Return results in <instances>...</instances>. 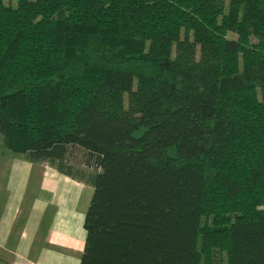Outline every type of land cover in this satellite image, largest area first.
<instances>
[{
    "label": "trees",
    "instance_id": "16d2710c",
    "mask_svg": "<svg viewBox=\"0 0 264 264\" xmlns=\"http://www.w3.org/2000/svg\"><path fill=\"white\" fill-rule=\"evenodd\" d=\"M0 135L92 186L79 264H264V0H0Z\"/></svg>",
    "mask_w": 264,
    "mask_h": 264
},
{
    "label": "crops",
    "instance_id": "0c3cea01",
    "mask_svg": "<svg viewBox=\"0 0 264 264\" xmlns=\"http://www.w3.org/2000/svg\"><path fill=\"white\" fill-rule=\"evenodd\" d=\"M35 172L40 173L37 176L40 178V190L50 191L54 195L60 172L56 168L54 174L46 173L41 168H37ZM62 178L76 185L73 178L66 175ZM14 198L15 194H9L5 200V223L1 224L0 221V248L5 253L0 258V264L7 256L10 257L9 264H79L85 239L83 217L87 207L84 212H77L74 209L75 199L61 195L59 200L51 202L52 208L49 205H29L22 217L23 197L19 196V202ZM25 201L24 198L26 204ZM11 222L21 224L20 234L14 240L7 235L10 231L6 227L10 228Z\"/></svg>",
    "mask_w": 264,
    "mask_h": 264
},
{
    "label": "rangeland",
    "instance_id": "374dc122",
    "mask_svg": "<svg viewBox=\"0 0 264 264\" xmlns=\"http://www.w3.org/2000/svg\"><path fill=\"white\" fill-rule=\"evenodd\" d=\"M225 3L228 0H224ZM5 5L15 6L16 0H4ZM228 36L235 38L236 35L233 33H228ZM124 102H126L127 97L124 96ZM85 154L83 151L77 147H72L70 153L67 157V162L73 165L75 168L80 170H85L88 172L90 168L85 164ZM28 167V169H27ZM41 168L45 170L46 173L54 174L55 168L50 165L48 161L43 162H34L30 161L26 154H15L7 150L2 136L0 135V221L1 224L5 223L4 219V208L5 200L8 198L9 194H15V199L21 195L23 200L22 208V217L25 215V208L30 207L29 205H34L35 207L41 205H49L50 208L53 207L52 203L54 200H59L58 197L64 195V197L74 198V209L76 211L84 212V209L87 207L91 193L92 186L86 181H76V185L70 183L65 178H62V174L59 173L58 184L55 186V192H43L40 190V184L37 176L40 173H36V169ZM79 182V183H77ZM21 193V194H20ZM24 198L25 202L24 203ZM14 203V201H13ZM15 204V203H14ZM28 204V205H27ZM51 204V205H50ZM70 207H73L70 204ZM23 220V219H21ZM10 231L9 238L14 240L16 236L20 234L19 229L21 224L18 222H11L10 228L6 227ZM4 251L0 248V258L4 255ZM4 258V257H3ZM10 257L7 256L6 260L1 262V264H9ZM223 263L225 264V257L223 258Z\"/></svg>",
    "mask_w": 264,
    "mask_h": 264
}]
</instances>
